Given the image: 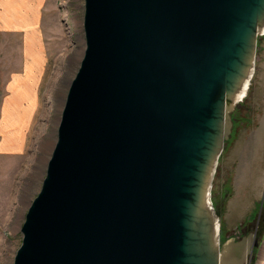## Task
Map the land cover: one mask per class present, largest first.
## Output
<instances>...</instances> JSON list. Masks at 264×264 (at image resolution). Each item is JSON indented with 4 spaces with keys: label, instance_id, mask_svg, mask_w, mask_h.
Returning a JSON list of instances; mask_svg holds the SVG:
<instances>
[{
    "label": "water",
    "instance_id": "obj_1",
    "mask_svg": "<svg viewBox=\"0 0 264 264\" xmlns=\"http://www.w3.org/2000/svg\"><path fill=\"white\" fill-rule=\"evenodd\" d=\"M69 82L13 264H252L214 177L250 90L264 0H84Z\"/></svg>",
    "mask_w": 264,
    "mask_h": 264
},
{
    "label": "rangeland",
    "instance_id": "obj_2",
    "mask_svg": "<svg viewBox=\"0 0 264 264\" xmlns=\"http://www.w3.org/2000/svg\"><path fill=\"white\" fill-rule=\"evenodd\" d=\"M4 3L13 25L11 30L0 26V264H13L86 43L84 0ZM232 117L212 198L222 239L254 232L258 245L252 264H264V35L250 90Z\"/></svg>",
    "mask_w": 264,
    "mask_h": 264
},
{
    "label": "crops",
    "instance_id": "obj_3",
    "mask_svg": "<svg viewBox=\"0 0 264 264\" xmlns=\"http://www.w3.org/2000/svg\"><path fill=\"white\" fill-rule=\"evenodd\" d=\"M5 0H0V26L2 29H12L13 21H12V13L9 10V7L4 3ZM23 30V27L16 28Z\"/></svg>",
    "mask_w": 264,
    "mask_h": 264
},
{
    "label": "bare ground",
    "instance_id": "obj_4",
    "mask_svg": "<svg viewBox=\"0 0 264 264\" xmlns=\"http://www.w3.org/2000/svg\"><path fill=\"white\" fill-rule=\"evenodd\" d=\"M11 108H12V106H11ZM5 114V113H4ZM8 115V114H7ZM14 119V118H13ZM7 122V121H6ZM16 124H17V122H16Z\"/></svg>",
    "mask_w": 264,
    "mask_h": 264
}]
</instances>
